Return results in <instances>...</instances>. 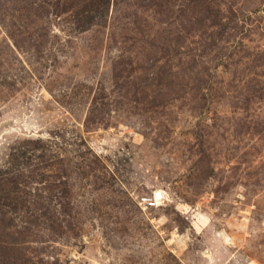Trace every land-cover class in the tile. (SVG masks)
Returning a JSON list of instances; mask_svg holds the SVG:
<instances>
[{"label":"rangeland","instance_id":"1","mask_svg":"<svg viewBox=\"0 0 264 264\" xmlns=\"http://www.w3.org/2000/svg\"><path fill=\"white\" fill-rule=\"evenodd\" d=\"M0 264H264V0H0Z\"/></svg>","mask_w":264,"mask_h":264},{"label":"trees","instance_id":"2","mask_svg":"<svg viewBox=\"0 0 264 264\" xmlns=\"http://www.w3.org/2000/svg\"><path fill=\"white\" fill-rule=\"evenodd\" d=\"M92 1H93V0H92ZM92 3H93V2H92ZM35 205H36V202H35ZM34 210H36V211H35V212H32V211H31V208H26V211H25V212H28V213L30 212L31 215H33V216H35V218H37V216H38V215H37V214H38L37 211H38V210H41V209H39L38 207H36ZM11 223H12V221H10V224H11ZM20 235H21V233H18L16 237H17V238H21ZM21 239H22V238H21Z\"/></svg>","mask_w":264,"mask_h":264},{"label":"bare ground","instance_id":"3","mask_svg":"<svg viewBox=\"0 0 264 264\" xmlns=\"http://www.w3.org/2000/svg\"><path fill=\"white\" fill-rule=\"evenodd\" d=\"M157 196H158V197H161V193L159 192V193L157 194Z\"/></svg>","mask_w":264,"mask_h":264}]
</instances>
